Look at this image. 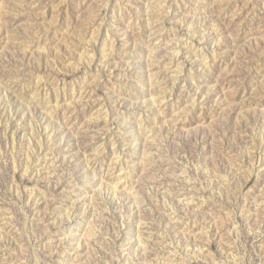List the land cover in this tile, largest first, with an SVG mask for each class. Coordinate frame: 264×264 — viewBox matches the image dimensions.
I'll list each match as a JSON object with an SVG mask.
<instances>
[{
    "label": "rangeland",
    "instance_id": "obj_1",
    "mask_svg": "<svg viewBox=\"0 0 264 264\" xmlns=\"http://www.w3.org/2000/svg\"><path fill=\"white\" fill-rule=\"evenodd\" d=\"M0 264H264V0H0Z\"/></svg>",
    "mask_w": 264,
    "mask_h": 264
}]
</instances>
